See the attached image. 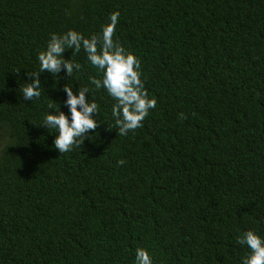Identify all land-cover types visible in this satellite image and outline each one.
Instances as JSON below:
<instances>
[{
  "label": "trees",
  "instance_id": "1",
  "mask_svg": "<svg viewBox=\"0 0 264 264\" xmlns=\"http://www.w3.org/2000/svg\"><path fill=\"white\" fill-rule=\"evenodd\" d=\"M140 61L156 101L119 134L83 49L39 72L51 33L99 34ZM30 74L40 97L25 100ZM29 80V81H27ZM88 87L97 128L67 152L42 123ZM264 236V0H0V264H240Z\"/></svg>",
  "mask_w": 264,
  "mask_h": 264
},
{
  "label": "clouds",
  "instance_id": "2",
  "mask_svg": "<svg viewBox=\"0 0 264 264\" xmlns=\"http://www.w3.org/2000/svg\"><path fill=\"white\" fill-rule=\"evenodd\" d=\"M118 12L110 14L109 21L102 26L97 35L84 36L81 32L69 29L57 34L51 33L46 48L37 55L39 72L57 74L61 67L68 75L79 64L65 60L63 53L67 48L73 51L84 50L87 61L101 74L100 78L90 77V84L96 89L103 88L115 100L111 108L119 134L124 135L130 130L141 126V121L149 110L155 107L156 101L148 96L141 79L140 61L131 52L113 40V33L118 20ZM30 83H25L21 94L25 100H32L41 95L40 80L35 74H30ZM29 81V80H27ZM70 116L52 104L50 111L43 117V125L55 133L54 147L59 152H67L74 144L83 143L90 130L97 128L98 120L93 116L97 111L95 100H89L86 93L89 88H73L63 86ZM237 243L247 249L241 257L240 264H264V236L254 230L243 231L237 237ZM135 264H153L149 251L143 247L135 249Z\"/></svg>",
  "mask_w": 264,
  "mask_h": 264
}]
</instances>
